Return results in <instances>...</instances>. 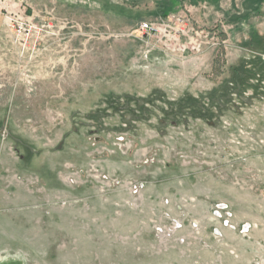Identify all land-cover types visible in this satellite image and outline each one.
<instances>
[{
  "label": "rangeland",
  "instance_id": "374dc122",
  "mask_svg": "<svg viewBox=\"0 0 264 264\" xmlns=\"http://www.w3.org/2000/svg\"><path fill=\"white\" fill-rule=\"evenodd\" d=\"M0 264H264V0H0Z\"/></svg>",
  "mask_w": 264,
  "mask_h": 264
},
{
  "label": "built area",
  "instance_id": "2783aa9c",
  "mask_svg": "<svg viewBox=\"0 0 264 264\" xmlns=\"http://www.w3.org/2000/svg\"><path fill=\"white\" fill-rule=\"evenodd\" d=\"M140 29L148 33L154 31L156 28L153 23L143 22L140 24ZM165 203L169 205V199H166ZM166 216L168 217V224L166 223L156 225V233L161 236L176 238L181 243L185 242V221L180 216L171 213L166 212ZM213 216L219 222V226L215 227L213 231L215 237L223 236L224 229L238 231L243 236H247L253 230L252 222L246 221L241 224L235 222V213L229 203H217L213 210ZM190 227L197 229L199 227V223L193 221L190 223Z\"/></svg>",
  "mask_w": 264,
  "mask_h": 264
},
{
  "label": "crops",
  "instance_id": "0c3cea01",
  "mask_svg": "<svg viewBox=\"0 0 264 264\" xmlns=\"http://www.w3.org/2000/svg\"><path fill=\"white\" fill-rule=\"evenodd\" d=\"M232 1H234L235 2V0H232ZM246 0H243V2H245ZM219 2H220V4H221V0H219ZM226 231V230H225Z\"/></svg>",
  "mask_w": 264,
  "mask_h": 264
}]
</instances>
